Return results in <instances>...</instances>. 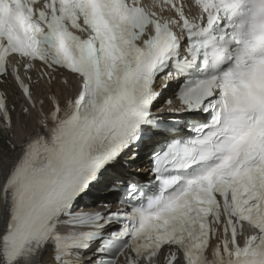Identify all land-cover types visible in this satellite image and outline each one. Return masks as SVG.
Returning <instances> with one entry per match:
<instances>
[{
    "label": "snow or ice",
    "instance_id": "1",
    "mask_svg": "<svg viewBox=\"0 0 264 264\" xmlns=\"http://www.w3.org/2000/svg\"><path fill=\"white\" fill-rule=\"evenodd\" d=\"M0 264H264V0H0Z\"/></svg>",
    "mask_w": 264,
    "mask_h": 264
}]
</instances>
